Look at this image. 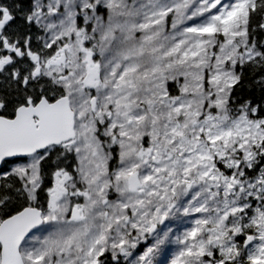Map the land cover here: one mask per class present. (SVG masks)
Masks as SVG:
<instances>
[{"label":"snow or ice","instance_id":"obj_1","mask_svg":"<svg viewBox=\"0 0 264 264\" xmlns=\"http://www.w3.org/2000/svg\"><path fill=\"white\" fill-rule=\"evenodd\" d=\"M0 264H264V0H0Z\"/></svg>","mask_w":264,"mask_h":264}]
</instances>
